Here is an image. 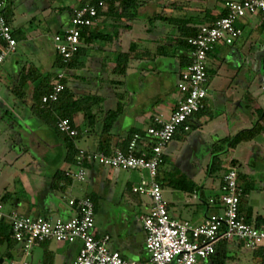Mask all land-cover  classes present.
Masks as SVG:
<instances>
[{
	"label": "crops",
	"instance_id": "obj_1",
	"mask_svg": "<svg viewBox=\"0 0 264 264\" xmlns=\"http://www.w3.org/2000/svg\"><path fill=\"white\" fill-rule=\"evenodd\" d=\"M3 1L6 3L7 11H12V27L14 30H18V39L16 40L18 45L15 54L8 57V59L11 57L10 61L7 59L0 69V83L2 84L3 81L7 83L5 84L7 88L5 93L0 91V202L4 206L6 216L19 214L45 217L51 220H67L74 215V211L68 205L69 199L83 198L88 195L101 197L104 188L102 185L112 181V173L107 172L106 176H102V167L92 163L90 167H84L87 173L85 181H73L64 192L55 191L52 188L53 177L59 170L66 171L67 169L64 159L65 146L62 140L31 111L30 98L34 91V85L32 83L27 84L26 91L29 97L27 102L16 99L12 89L16 84L18 75L24 68L26 71L29 64H32L43 73H48L53 71V65L57 57L56 54L54 57L50 55L51 50L48 46H45L43 41L45 37L40 32L35 34L33 38L26 37V34L23 35V21L35 22L37 12L39 13L43 10L50 12L54 17V11H59L58 16L52 20L55 31L53 35H50L49 41L53 42L52 37L57 33L63 32L70 24L71 15L67 8H76L78 6L64 5L63 9L61 7L55 9L51 0H47L44 3L43 0ZM160 12L163 13L165 11ZM199 12V17L195 18V23H198L197 27L209 24L210 20L208 18L211 15L218 17L224 10L220 12ZM155 13H158V11H153L152 14H150V11H139L140 18L148 19V23L142 26V28H147V37L142 42L146 45L154 46L157 43H161L159 38L161 36L166 37V34L173 31L167 25L158 24L159 22L157 21H150ZM204 20L206 22H201ZM101 23L102 20H99L96 26H101ZM238 23L242 27L241 25L239 27ZM238 23L237 26L242 31L241 37L236 39L232 45L223 43L216 46L209 55V63L214 59L220 61L218 74H223L228 78L223 86L216 85L217 88L219 90L222 88L228 89L229 96L236 98L232 99V101H234V107H238V109L232 107L234 112L232 118L227 117L226 112L229 110H225V112L216 116L212 113V98L205 100L201 115L193 117L190 122V131L179 130L174 139V146L166 153L165 161L170 157H174V170L170 172L164 171L165 164L159 170L158 178L163 182V192L164 188L168 186V177L172 176V174L176 178L183 176L197 186L198 190L194 193L188 194V192L180 190L182 192L181 195H175L170 201L165 200L173 218L189 221L194 225L202 224L209 217L220 214L223 210L222 195L210 193V191L214 190V185L207 187V184H205L206 186L203 185V188H198L201 183L198 182V177L202 176L201 174L208 176L207 168L212 158V146L226 137H232L243 130L252 129L259 120V112L257 113V110L264 109V81L259 86L254 83L264 69V56L261 54V51L264 50V42L261 40V34L264 33V20L257 15L249 16ZM132 24L129 29L121 30L119 41L123 42L129 32L138 34L139 31L137 30L139 29L137 28H140L138 20L133 21ZM246 31L249 32V37L244 38ZM41 33L43 34V32ZM121 42L117 44L123 47ZM131 43H128V49ZM164 43L167 45L175 44V42ZM118 45H116V42L111 44L95 42L92 44L94 50L89 52L90 56L84 58L86 68L90 64L100 66V68L96 71L91 67L83 70L85 73L82 74L89 80L91 88L87 89V87L82 91H78L83 94L92 92L93 94L101 95L104 99L101 109L100 107L93 108V113L100 115L95 128L91 131H86L79 141V147L85 151H95L97 143L105 140L106 135L102 134V120H104L105 113L108 110L116 109L118 102L123 103V112L116 120L109 134L111 152L118 147L124 150L126 141L132 131L146 134L148 128L156 125L158 118L163 121L168 120L181 100L178 85L182 72L190 64V49L180 52V55L184 57L183 61L179 57H145L135 62L127 71L126 76L123 78L122 86L113 87L110 84L111 80L115 78L114 75L110 74L104 77L100 73L107 71L109 65L115 66L114 63L106 62L104 58L111 51H121ZM258 45L260 48H258ZM20 46L21 50H23L22 57H19L20 55L18 54ZM126 51L125 48L122 50V52ZM54 52L56 53L55 50ZM243 53L254 56L252 63L255 67L256 75L249 80H245L242 76L241 66L243 64L240 55ZM6 63L8 64L6 65ZM98 71L101 72L99 73ZM107 72L112 73V71ZM237 78L244 82L243 85L235 83ZM208 84H210V80H208ZM241 86L246 89V92L241 93L238 90ZM75 123L77 125L83 123L82 114L76 116ZM260 124H264L262 119ZM194 127L199 129L197 139L191 142L187 140L180 145L182 135L190 133ZM13 128L17 129L15 134L11 132ZM11 144H16L17 150L13 147L8 149ZM176 150H179V153H175ZM225 155L228 156V166L232 160L236 161L237 171L258 186L255 187V190L258 188L264 191V133L258 135L254 140L238 146L236 149L229 150ZM201 159L205 161L204 166H200L199 161ZM104 169L106 168L104 167ZM208 177L212 178L211 176ZM136 185L133 184L131 189ZM125 188L127 189L128 186ZM96 189L97 192L95 193ZM253 191L244 200L242 211L244 216H251L252 224H255L256 219H264V195L260 192L256 198L251 199ZM8 193L12 197L7 199L5 196ZM195 203L207 206L208 211L203 212L200 209L189 207ZM147 212L148 210L139 212L132 217L123 216L114 220L108 218L105 224L99 226L95 222L96 236L109 235L111 237L109 247L111 250L119 252L124 259L134 262H147L150 259V255L146 250V233L141 221V217ZM4 221L8 222V219ZM13 246V249H9L6 243L0 245V264H10L12 261L21 262L18 259L23 256L22 247L16 243H13ZM36 249L43 252L41 254L40 251H36L37 257H40L39 254L43 257L45 254L50 253L53 262L49 264H74L80 250V244L69 245L48 241L34 246L31 251L33 252ZM31 251L28 254L24 253L26 258L32 253ZM246 251L240 255L238 264H242V258L245 259L246 264L253 263L251 251ZM8 253H11V256H8ZM41 257L39 261L43 259ZM25 259L22 261H26Z\"/></svg>",
	"mask_w": 264,
	"mask_h": 264
},
{
	"label": "built area",
	"instance_id": "obj_2",
	"mask_svg": "<svg viewBox=\"0 0 264 264\" xmlns=\"http://www.w3.org/2000/svg\"><path fill=\"white\" fill-rule=\"evenodd\" d=\"M119 1V0H116ZM103 0L99 7H104ZM6 3L0 0V69L6 59L17 50L14 29L5 17ZM227 15L200 28L197 36L189 39L190 64L182 72L179 90L181 100L169 119L156 120V125L147 129L145 137L134 134L127 150L116 148L109 155L95 153L91 156L94 163L122 171L147 172L132 191L146 195L152 200L148 212L141 217L146 233L145 246L150 255L147 262H134L124 259L119 252L111 250V237H97L95 233V208L90 198H70L69 207L74 215L67 219L51 220L45 217L12 214L6 216L0 202V221L8 219L14 241L28 254L39 244L52 241L60 244H80L74 264H200L216 253L220 241L243 242L246 249L252 250L264 244V226L257 228L246 222L239 208L242 189L238 184V171L229 168L221 186L222 213L212 215L200 225L181 221L171 216L163 189L157 180L167 151L174 146L179 130L189 132L190 122L200 112L208 96L209 54L220 45H232L241 37L237 26L239 21L249 16H261L264 20V0L229 1L226 3ZM99 21L95 6H82L74 10L67 29L53 37L55 51L65 63L70 62L81 46L82 29L95 26ZM64 72H60L52 83V91L43 97V103L57 102L64 90ZM58 128L62 133L77 136L78 131L68 119L60 120ZM62 145V143H60ZM80 161L83 160L81 155ZM67 176L73 181L83 182L86 170L80 164H67ZM10 264H28L26 261Z\"/></svg>",
	"mask_w": 264,
	"mask_h": 264
},
{
	"label": "trees",
	"instance_id": "obj_3",
	"mask_svg": "<svg viewBox=\"0 0 264 264\" xmlns=\"http://www.w3.org/2000/svg\"><path fill=\"white\" fill-rule=\"evenodd\" d=\"M104 7H99L101 0H86L84 3L80 4L78 7L90 5L95 6L98 9L99 20H102L101 26H92L82 29L81 35V46L75 57L68 63H65L62 57L56 53L57 57L53 65V71L48 73H43L29 64L28 69L23 71L18 75L16 79V84L13 87V94L16 99L23 102H27L28 94L26 91L27 84L32 83L34 85V91L31 96L30 109L33 114L54 134L62 140L65 146V162L68 164L80 163L83 167L89 166L94 163L91 156L95 153H102L109 155L111 153L110 149V132L115 124L116 120L121 116L123 112V103L118 102L115 110H108L105 113V117L102 123V134L106 135L105 140H101L97 143V149L95 151H85L79 147V141L82 139L86 131H91L95 128V124L99 121V114L93 113V108H102L103 97L101 95L89 93H81L80 91L85 88H91L89 80L81 72L86 68V63L84 58L89 57L90 53L94 48L92 44L95 42H100L104 44H111L118 41L120 38L121 30L128 29L129 26L126 25L127 22H131L139 18V7L140 4L152 3L154 0H103ZM118 7V9H117ZM77 8V7H76ZM70 15L72 16L75 8H67ZM5 17L10 25H12V11L8 12L5 9ZM227 15V11L221 13L218 17L213 15L208 18L210 23L223 18ZM206 18V17H205ZM207 19V18H206ZM150 21H157L163 25H167L172 29H176L179 33V37L176 39L174 45H167L165 43H157L153 45H146L145 43L133 42L131 43L128 51H111L105 56V61L114 63L115 67L112 70L114 79L111 80V84L114 86H122L123 78L126 76L127 71L131 68L135 62L145 58H159V57H179L183 61V56L180 52L187 51L191 49L189 44V39L198 35L200 28L204 25L197 27L198 23H195V18H185V17H173L168 16L164 13L158 12L150 19ZM201 22H206L201 21ZM202 24V23H201ZM111 28V32L107 29ZM171 29V30H172ZM18 30H14V38L18 39ZM21 33V32H20ZM4 46V43L0 42V47ZM210 55V54H209ZM60 72H64L65 78L63 80L64 90L59 95L57 102L43 103V97L50 94L52 91V83L57 78ZM209 72V70H208ZM95 87V86H94ZM80 90V91H78ZM203 110V109H202ZM202 110L197 115L202 113ZM259 112V120L255 123L252 129L243 130L239 134L232 137H226L222 140L217 141L212 146L211 150V162L207 168L208 176H214L218 171H222L223 175L221 177V186L223 182L225 171V166H223L222 156L228 153L231 149H236L238 146L246 144L254 140L258 135L264 133V124H260V120L264 121V109L257 110ZM83 115V123L77 125L75 123V118L77 115ZM68 119L73 128L78 131L77 136H70L68 134L62 133L58 128V123L60 120ZM140 134L145 137L144 133L132 131L128 140L126 141V148L132 140L134 134ZM177 135V134H176ZM176 137V136H175ZM83 156V160L80 161V156ZM166 164L164 160L163 165ZM162 165V166H163ZM231 168H236V161L232 160ZM161 166V167H162ZM160 167V168H161ZM160 170V169H159ZM159 176V174H158ZM158 182L161 187H163V182L159 180ZM168 186H174L179 188L184 192L194 193L196 192L197 186L184 178L179 176V178L169 177ZM73 183V178L67 176L65 170H59L52 180V188L57 192H64V190ZM238 184L242 189V198L240 202L239 213L243 216L247 223L254 225L257 228L264 226V219L258 218L255 224H252L251 216L243 215V202L246 200L248 195L255 190V183L248 180L242 173L238 172ZM221 189V187H220ZM135 194V193H134ZM138 195V194H136ZM12 197L10 193L5 196ZM4 197V198H5ZM94 203L95 212L98 208V198L95 195H88ZM5 198V199H6ZM8 244L9 249H13V243H16L12 237L11 226L8 222L4 220L0 221V245ZM17 244V243H16ZM13 246V247H12ZM251 251L252 264H264V244L257 246L256 248L249 250L246 249L243 242L239 241H220L216 244V253L207 260H203L200 264H238L240 261V255L244 251ZM11 253H8V256ZM11 256V255H10Z\"/></svg>",
	"mask_w": 264,
	"mask_h": 264
},
{
	"label": "rangeland",
	"instance_id": "obj_4",
	"mask_svg": "<svg viewBox=\"0 0 264 264\" xmlns=\"http://www.w3.org/2000/svg\"><path fill=\"white\" fill-rule=\"evenodd\" d=\"M47 1V0H43V3ZM86 0H51V3L53 4V8H59L61 7V9H63L64 5L65 6H69V5H74V6H79L78 4H82L84 3ZM229 1H242V0H154V2L152 3H147V4H140L139 7V11H150V14L153 13V11H165L163 12L166 15H173V16H179V17H185V18H196L199 17V11H223L225 10V6L226 3ZM66 8V7H65ZM118 9V7H117ZM23 12H28V11H23ZM52 12V11H51ZM59 11H54L53 14H55L52 16L50 14V12L48 11H41V12H37V18L35 22H29V21H23V35L26 34V37L28 38H33V36L35 34H38V32H40L41 35H44L45 40H43L45 42V46H48L51 50L50 55L52 57H54V55L56 54L54 52L55 50V46H54V42H50L49 41V37L50 35H53L55 28L53 26V21L56 16H58ZM151 18V17H150ZM136 20H138V26L141 28H137L139 30L138 34L136 32H127L128 35L126 36L125 40H123V42L121 41H115L116 45H118L117 43H122L121 45L124 47L127 51H128V43L130 42H138V43H142L145 37H147L146 32H147V28H142L143 25H146L148 23V19H142V18H137ZM52 21V22H51ZM135 21V20H133ZM131 22H127L126 25H128L129 27H132V23ZM160 24V22L158 23ZM239 24V25H238ZM237 25L240 27V23H238ZM12 26V25H11ZM242 27V25H241ZM129 29V28H128ZM108 32H111V29H107ZM43 32V34L41 33ZM39 34V35H40ZM54 37V36H53ZM52 37V39H53ZM179 37V33L177 32L176 29H173L172 32L166 34V37L161 36L160 42L164 43V42H175L176 39ZM249 37V32L246 31L244 38ZM261 40L264 42V33L261 34ZM30 44V43H29ZM120 47V45H118ZM120 47V50L122 51L124 48ZM258 48L259 45H258ZM32 49V48H31ZM261 50V49H260ZM264 51V50H263ZM261 51V54L264 56V52ZM15 54V53H14ZM18 54L20 55L19 57L23 56V50H21V46L18 50ZM12 55V54H11ZM253 55L249 56L246 54H242L240 55V58L242 60V64L243 66H241L242 68V72H243V78L245 80H249L251 77L253 78L256 75V72L254 71L255 67L252 63L253 60ZM11 58V57H10ZM9 58V59H10ZM8 59V58H7ZM6 59V60H7ZM8 59V61H10ZM53 59V58H52ZM6 62V61H5ZM219 60L218 59H214L212 62L209 63V72H208V79L210 80V84H208L207 86V92H208V96L206 98V100L211 99L212 98V113L214 115H218L221 114L222 112H225V110H229L228 112H226L227 117L228 118H232V114L233 112V108L234 107V101H232V99H236L234 96L231 97L229 96L228 92L229 90H225L224 88L222 89H218L216 85H224V83L228 80V78H226L223 74H218V66H219ZM8 63H6L7 65ZM5 65V67H6ZM91 67L92 69L99 70L100 66H96L94 64H90L86 70ZM115 66H108L107 71H112L114 69ZM112 69V70H111ZM93 71V70H92ZM94 71V72H95ZM106 71V70H105ZM99 72L100 75L102 76H106V75H110L112 73H108L106 72ZM5 72V71H3ZM82 73H85V71H82ZM232 81V80H231ZM264 81V69L263 71L260 73V77H257V81L254 82L256 84V86H259L261 83H263ZM4 83V84H3ZM3 83H0V91L5 93L6 91V81H3ZM235 83L238 84H242L243 85V81H240L238 78L235 80ZM241 93L246 92V89L241 86L238 89ZM13 99V96H12ZM20 101V100H19ZM231 108V109H229ZM238 109V107H234V109ZM236 111V110H234ZM201 115V114H198ZM197 114L194 115V117H196ZM247 116V115H246ZM38 121V120H37ZM231 121V120H230ZM17 129H12L11 132L13 134H15ZM199 129L194 127L192 128V131L190 133L187 134H181L183 137H181V142L180 145H182L183 143H185L187 140H190V142L192 140H196L197 139V135ZM15 137V136H14ZM8 145V143H6ZM8 147V146H6ZM10 147L15 148V150H17V145L16 144H11L9 145L8 149ZM175 153H179V150H176ZM201 153V152H200ZM227 157L228 156H224L222 158L223 161V166H225V171L229 168V166L227 165ZM200 166H204L205 161L204 160H200ZM211 162V159H210ZM209 162V164H210ZM175 165V160L174 157H170L167 159L166 164H165V168L164 171H171L174 170V166ZM102 167V166H101ZM231 167V166H230ZM102 172L101 175L102 176H106L107 172H111L112 173V181L106 182L104 183V185H102L103 188V194H101V197H97L98 198V208L95 212V222L96 225H103L106 223L108 218H112V220H114L117 217H123V216H135L137 215L139 212H146L147 210H149V207L152 205V200L146 196V195H135L132 192L131 186L133 184H139L142 180V178H148L149 175L147 172H134V171H122V170H118V169H111V168H106L104 169V167H102ZM202 176L198 177V182L200 183V186L198 187L199 189L203 188V185L207 184L208 186H212L214 185L215 188L214 190L210 191L211 194H221L220 188H219V184L221 181V177L223 175L222 171H218L214 176H212V178L205 176V174H201ZM176 177L174 174H172V176H170V178ZM169 178V177H168ZM179 178V177H178ZM118 179V180H116ZM202 180V181H201ZM195 184V183H194ZM101 186V187H102ZM128 186V188L126 189L125 187ZM206 186V185H205ZM210 186V187H211ZM257 185H255L256 187ZM258 187V186H257ZM105 190V191H104ZM182 191V190H181ZM180 191L179 188L176 187H168L166 186L164 188V192H163V197L165 200H172V198H174L175 195H181L182 192ZM97 192V189L95 191V193ZM262 193V195H264V191L259 190L258 188H256L255 191H253V194L251 195V199H254L257 197L258 193ZM188 194H191L190 192H188ZM97 196V195H96ZM187 199V198H186ZM189 207L191 208H196V209H200L203 212L208 211V207L204 206V205H200L199 203H195L190 205ZM10 210V209H8ZM210 214V213H209ZM208 215V213H207ZM206 215V216H207ZM31 251V250H30ZM37 252L40 251L41 254H43V252L41 250H34L32 253H30V255L26 256L24 255L23 252V256H21L18 260L22 262V260L27 261L28 264H49L52 263L53 259L49 254H45L43 257H41L42 255L39 254V256L41 258H43L42 260L39 261L40 257H37ZM247 252V251H246ZM244 254V252H242ZM241 253V254H242ZM242 264H246V261L244 258H242Z\"/></svg>",
	"mask_w": 264,
	"mask_h": 264
},
{
	"label": "water",
	"instance_id": "obj_5",
	"mask_svg": "<svg viewBox=\"0 0 264 264\" xmlns=\"http://www.w3.org/2000/svg\"><path fill=\"white\" fill-rule=\"evenodd\" d=\"M2 262V261H1Z\"/></svg>",
	"mask_w": 264,
	"mask_h": 264
}]
</instances>
